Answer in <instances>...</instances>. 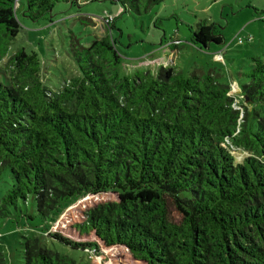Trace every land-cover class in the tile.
Returning a JSON list of instances; mask_svg holds the SVG:
<instances>
[{
	"label": "trees",
	"instance_id": "trees-1",
	"mask_svg": "<svg viewBox=\"0 0 264 264\" xmlns=\"http://www.w3.org/2000/svg\"><path fill=\"white\" fill-rule=\"evenodd\" d=\"M89 1L27 0L24 15L36 22L59 2ZM162 1L113 0L137 14ZM15 5L0 0L1 53L20 31ZM191 43L208 50L223 40L200 24ZM69 56L77 74L55 90L24 50L0 82V223L29 232L15 263L88 264L97 243L48 232L80 198L112 193L116 201L90 208L77 227L105 248L144 264H264V61L240 74V100L211 72L186 77L173 61L125 74L109 34L72 40Z\"/></svg>",
	"mask_w": 264,
	"mask_h": 264
},
{
	"label": "rangeland",
	"instance_id": "rangeland-1",
	"mask_svg": "<svg viewBox=\"0 0 264 264\" xmlns=\"http://www.w3.org/2000/svg\"><path fill=\"white\" fill-rule=\"evenodd\" d=\"M26 8L27 0H16L15 17L20 31L5 53L0 52V82L9 73V60L24 50L38 56L45 71L42 74L45 83L55 90L65 79L77 74L69 56L72 40L87 46L93 39L107 34L116 41L123 72L127 75L136 70L169 66L173 61L170 66L186 77L211 72L220 83L231 85V94L240 100L237 86L243 81L240 74L249 70L252 58L264 61V0H163L140 14L129 8L124 10L113 0H93L79 6L59 2L51 14L36 22L24 15ZM104 14L113 18L109 24L101 20ZM200 24L214 25L215 34L221 36L223 43L212 44L208 50L194 46L192 32ZM218 50L221 51L216 54ZM241 157L238 154V159ZM7 189L2 182L0 200ZM116 200L117 196L112 193L82 197L63 209L48 234H60L77 243H97L99 248L90 249L91 258L83 259L88 264H144L134 260L127 250L105 248L92 235H82L77 230L90 208ZM176 215L172 213L173 218ZM38 224L39 221H33V225ZM20 225L14 221L0 223V251L6 264H16V241L20 240L19 234L29 233ZM58 247L59 252L71 257L79 255Z\"/></svg>",
	"mask_w": 264,
	"mask_h": 264
},
{
	"label": "built area",
	"instance_id": "built-area-1",
	"mask_svg": "<svg viewBox=\"0 0 264 264\" xmlns=\"http://www.w3.org/2000/svg\"><path fill=\"white\" fill-rule=\"evenodd\" d=\"M113 18L110 16V15H108V14H104L103 15V18L101 19V20H104V21H106V23H108L109 24V22L112 20ZM238 43H242V40L239 38V40H238Z\"/></svg>",
	"mask_w": 264,
	"mask_h": 264
},
{
	"label": "crops",
	"instance_id": "crops-1",
	"mask_svg": "<svg viewBox=\"0 0 264 264\" xmlns=\"http://www.w3.org/2000/svg\"><path fill=\"white\" fill-rule=\"evenodd\" d=\"M221 50H218L216 53H219Z\"/></svg>",
	"mask_w": 264,
	"mask_h": 264
},
{
	"label": "clouds",
	"instance_id": "clouds-1",
	"mask_svg": "<svg viewBox=\"0 0 264 264\" xmlns=\"http://www.w3.org/2000/svg\"><path fill=\"white\" fill-rule=\"evenodd\" d=\"M220 53V52H219ZM219 53H217V54H219Z\"/></svg>",
	"mask_w": 264,
	"mask_h": 264
},
{
	"label": "water",
	"instance_id": "water-1",
	"mask_svg": "<svg viewBox=\"0 0 264 264\" xmlns=\"http://www.w3.org/2000/svg\"><path fill=\"white\" fill-rule=\"evenodd\" d=\"M247 102V101H246Z\"/></svg>",
	"mask_w": 264,
	"mask_h": 264
}]
</instances>
